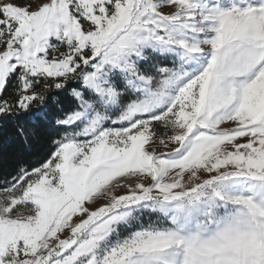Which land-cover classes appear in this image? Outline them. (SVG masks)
I'll list each match as a JSON object with an SVG mask.
<instances>
[{
    "label": "snow or ice",
    "instance_id": "6c2138e0",
    "mask_svg": "<svg viewBox=\"0 0 264 264\" xmlns=\"http://www.w3.org/2000/svg\"><path fill=\"white\" fill-rule=\"evenodd\" d=\"M0 264H264V0H0Z\"/></svg>",
    "mask_w": 264,
    "mask_h": 264
},
{
    "label": "trees",
    "instance_id": "16d2710c",
    "mask_svg": "<svg viewBox=\"0 0 264 264\" xmlns=\"http://www.w3.org/2000/svg\"><path fill=\"white\" fill-rule=\"evenodd\" d=\"M57 101L69 106L67 96L61 95L48 104L47 120L24 118L18 122L27 130L26 140L18 134L17 122L0 120V177L14 173L21 164H35L47 154L49 141L56 135Z\"/></svg>",
    "mask_w": 264,
    "mask_h": 264
}]
</instances>
